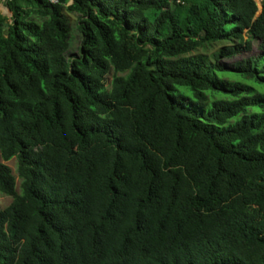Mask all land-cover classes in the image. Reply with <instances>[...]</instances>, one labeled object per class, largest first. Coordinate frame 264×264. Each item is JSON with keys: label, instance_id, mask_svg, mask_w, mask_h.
Masks as SVG:
<instances>
[{"label": "trees", "instance_id": "obj_1", "mask_svg": "<svg viewBox=\"0 0 264 264\" xmlns=\"http://www.w3.org/2000/svg\"><path fill=\"white\" fill-rule=\"evenodd\" d=\"M6 1L0 264H264V0Z\"/></svg>", "mask_w": 264, "mask_h": 264}, {"label": "rangeland", "instance_id": "obj_2", "mask_svg": "<svg viewBox=\"0 0 264 264\" xmlns=\"http://www.w3.org/2000/svg\"><path fill=\"white\" fill-rule=\"evenodd\" d=\"M256 2L258 3L260 10H262L263 9L262 1L256 0ZM0 15L7 17L10 21L12 19L13 15H12V12L9 11V7L7 6L6 0H0ZM69 18L71 20V24L73 27L72 34L74 36V49H77L78 43H79V36H78L77 29L75 27L76 18L71 14H69ZM218 46L219 44L208 46L206 47V49L200 50L199 53L209 55L210 53L215 51L218 48ZM7 165L11 168L12 172L16 174V168H17L16 159L11 160L10 162L7 163ZM11 201H12L11 197L3 196L0 194V208L1 209L6 208L11 203Z\"/></svg>", "mask_w": 264, "mask_h": 264}, {"label": "water", "instance_id": "obj_3", "mask_svg": "<svg viewBox=\"0 0 264 264\" xmlns=\"http://www.w3.org/2000/svg\"><path fill=\"white\" fill-rule=\"evenodd\" d=\"M258 4V3H257ZM259 6V5H258ZM9 11H10V9H9ZM261 12H262V10H260L259 12H258V15H260L261 14Z\"/></svg>", "mask_w": 264, "mask_h": 264}, {"label": "built area", "instance_id": "obj_4", "mask_svg": "<svg viewBox=\"0 0 264 264\" xmlns=\"http://www.w3.org/2000/svg\"><path fill=\"white\" fill-rule=\"evenodd\" d=\"M52 2H56V0H51Z\"/></svg>", "mask_w": 264, "mask_h": 264}]
</instances>
